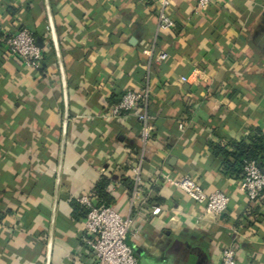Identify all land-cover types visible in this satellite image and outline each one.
<instances>
[{
  "label": "crops",
  "instance_id": "crops-1",
  "mask_svg": "<svg viewBox=\"0 0 264 264\" xmlns=\"http://www.w3.org/2000/svg\"><path fill=\"white\" fill-rule=\"evenodd\" d=\"M48 3L67 90L55 206L65 108L44 0H0V264H46L50 235L49 264H91L72 212L82 197L101 205L92 191L102 178L110 207L131 214L125 244L137 264H219L228 248L237 264H264V193L249 201L208 148L264 132V0H221L204 12L196 0H170L173 26L159 33L155 1ZM22 29L41 39L39 71L5 47ZM146 80L152 132L130 210L140 124L108 110ZM183 176L223 193L226 211L207 214L176 188Z\"/></svg>",
  "mask_w": 264,
  "mask_h": 264
},
{
  "label": "built area",
  "instance_id": "built-area-1",
  "mask_svg": "<svg viewBox=\"0 0 264 264\" xmlns=\"http://www.w3.org/2000/svg\"><path fill=\"white\" fill-rule=\"evenodd\" d=\"M146 1L157 3V32L169 30L173 26V21L168 14L170 0ZM219 1L221 0H196V10L204 12L211 4ZM4 44L9 54L18 57L25 68L36 71L41 69L42 50L28 30L22 29L6 37ZM165 58V54L159 55L160 60ZM150 97L151 87L146 80L141 89L126 91L118 103L108 110V113L113 117L124 113L132 114L140 124V148L136 154L135 162L129 170L133 182V189L129 197L130 210L139 198V187L144 177L142 173L143 150L150 141L152 132L148 120ZM175 185L192 201L204 204L207 214L221 216L226 211L228 198L223 193L217 191L207 193L189 176L181 177ZM239 190L249 201H256L264 193V173L255 162H244L242 176L239 180ZM79 202L87 209V214L82 220L81 241L92 255L91 264H137L131 249L125 244L126 235L133 225L131 214L123 217L110 206L95 205L86 197L80 198ZM156 212V210L153 211L154 214ZM219 264H237L236 249L223 250Z\"/></svg>",
  "mask_w": 264,
  "mask_h": 264
},
{
  "label": "trees",
  "instance_id": "trees-1",
  "mask_svg": "<svg viewBox=\"0 0 264 264\" xmlns=\"http://www.w3.org/2000/svg\"><path fill=\"white\" fill-rule=\"evenodd\" d=\"M208 148L212 156L220 160L221 170L225 177L240 180L246 161L255 162L264 171V132L258 128L253 129L244 139L238 141L208 142ZM108 185V180L102 178L93 188L92 197L101 205L110 206L112 201L107 192ZM72 213L74 218L81 221L85 218L87 209L82 205H73Z\"/></svg>",
  "mask_w": 264,
  "mask_h": 264
},
{
  "label": "water",
  "instance_id": "water-1",
  "mask_svg": "<svg viewBox=\"0 0 264 264\" xmlns=\"http://www.w3.org/2000/svg\"><path fill=\"white\" fill-rule=\"evenodd\" d=\"M44 5H45V9H46V14H47L48 24H49V28H50V34L52 37V42H53L54 49H55V52L57 55V62H58V67H59V71H60V75H61V82H62V87H63L64 108H65L64 120L62 123V138H61L60 156H59L58 169H57V173H56V186H55V197H54V206H55L56 198H57L58 185H59V180H60L61 156H62V150H63L64 140H65L66 126H67V90H66V82H65V78H64L62 63H61V59H60V54H59V50H58V45H57V41H56V35H55V30H54V26H53V21H52V17H51V12H50L48 0H44ZM36 44L40 48L43 47L41 39H39V38L36 39ZM262 172L264 173V171H262ZM51 245H52V238L50 235L48 245H47L46 264H49L50 254H51Z\"/></svg>",
  "mask_w": 264,
  "mask_h": 264
},
{
  "label": "rangeland",
  "instance_id": "rangeland-1",
  "mask_svg": "<svg viewBox=\"0 0 264 264\" xmlns=\"http://www.w3.org/2000/svg\"><path fill=\"white\" fill-rule=\"evenodd\" d=\"M124 217V216H123Z\"/></svg>",
  "mask_w": 264,
  "mask_h": 264
}]
</instances>
